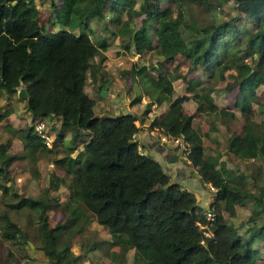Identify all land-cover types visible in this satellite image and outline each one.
Returning a JSON list of instances; mask_svg holds the SVG:
<instances>
[{
  "label": "trees",
  "instance_id": "16d2710c",
  "mask_svg": "<svg viewBox=\"0 0 264 264\" xmlns=\"http://www.w3.org/2000/svg\"><path fill=\"white\" fill-rule=\"evenodd\" d=\"M80 1L62 0L57 5L51 0L55 20L61 27L42 32L37 26L34 0H0V87L11 95L23 86L25 107L37 119L59 117L63 127L72 126L73 139L81 137L83 143V149L77 150L75 156L66 153L54 157L65 174H70L64 205L71 210L73 219L68 217L49 225L47 210L59 204H51L49 198L22 195L12 189V195L23 199L7 202L10 206L23 204L38 210V235L48 264H75L83 256L74 253L66 241L58 247L61 232L78 217L80 206L111 234L110 239L102 240L108 248L114 244H119L121 251L133 247L136 257L146 264H264L253 246L255 238L263 239L264 216L260 212L264 209V182L256 186L253 179L248 183L243 173L218 166L217 154L205 152V132L194 125L192 114L182 108L189 96L173 95V79L186 76L168 72L163 61L151 63L157 73L149 71L145 63L134 61L132 77L142 91L131 102L140 101L143 94L150 98L147 106L167 101L160 115H152L149 127L172 137L181 136L187 143L186 156L198 178L215 187L207 208L210 215L198 203L193 190L172 180L158 159L140 151L138 140L131 142L139 129L135 121L140 116L136 112L106 113L94 109L95 99L84 89L91 66L89 58L98 54L104 59L108 41L104 36L94 40L88 32L77 31L87 27L95 16L105 18L104 8L110 7L115 14L111 13L110 19L115 18L119 25L117 33L126 36L121 42L125 51L133 49L141 54L155 49L164 60L182 54L188 58L189 68L206 72L209 82L197 77L188 79L186 87L197 111H226L218 107L212 91L214 82L223 77L221 70L234 69L233 80L227 86L237 84L235 105L244 112L257 99V88L263 86L264 90V0H232L236 14L200 27L184 21L187 3L182 0H173L176 6L163 8L161 0H142L139 9L134 6L135 0H91L86 10L81 9ZM141 12L149 20L132 28L135 15ZM149 21L153 22L151 28ZM107 23H103L105 30ZM181 25L192 27L198 35L186 39ZM260 106L264 108V99ZM147 110L148 107L143 113ZM9 111L0 112V119ZM262 120L259 125L247 123L240 132L228 135L231 153L245 159L264 156V117ZM215 127L211 125L209 131ZM84 129L89 132L84 133ZM13 132L21 138L23 152H7L9 140L0 141L4 181L0 188L4 193L11 186L6 183L12 177L11 164L31 158L39 147H46L33 124ZM62 136L58 132L55 140ZM52 175L55 189L65 175ZM234 201L240 205L254 203L250 219L260 217L262 223L245 225L248 232L241 233L222 210L225 206L234 214ZM0 217V246L3 239L27 242L28 233L11 218L6 207ZM108 253L115 257L117 251L109 249ZM11 254V250L8 256L0 250V264H6Z\"/></svg>",
  "mask_w": 264,
  "mask_h": 264
},
{
  "label": "rangeland",
  "instance_id": "374dc122",
  "mask_svg": "<svg viewBox=\"0 0 264 264\" xmlns=\"http://www.w3.org/2000/svg\"><path fill=\"white\" fill-rule=\"evenodd\" d=\"M61 1L62 0H54L57 5H60ZM182 1L187 3L184 10V21L186 23L194 24V26L197 27H200L209 21L224 19L229 14H236V10L233 9L232 0H222V3H218V0ZM141 2L142 0H135L134 6L139 9L141 7ZM175 2L173 0H161L160 6L162 8L167 5L176 6ZM208 2L210 5H207ZM34 3L37 6V26L41 31L56 30L61 27V24L57 23L55 20L51 0H34ZM89 4H91V0L80 1V7L82 10H86ZM104 10L106 14L105 18L95 16V18H91L87 22V27L78 28L77 30L88 32L94 40H96L99 36H104L107 37L108 41V47L105 49V51H108V55H105L104 63H102L103 59H101L98 54L89 58L91 66L89 68L90 71L87 74L84 87L86 91L95 99L93 105L94 109L97 112L113 113L115 107L113 100L123 98V106H127V111L136 112L140 116V119H136L135 121V123L139 125V129L136 133L140 135L142 133L144 134L145 127L143 124L147 123L149 127L150 119L152 115H154V111L152 109L156 106L152 105L155 102H152L149 106H147V102L150 101V98L146 94L142 95L140 101L134 103L131 102L132 98L142 91L139 89L136 81L132 77V63L134 61L137 64L145 63L148 66L149 71L157 73V70L152 68L151 63L163 61L164 67L168 70V72L175 74L181 73L186 76L185 78L177 77L173 79V95L185 92L189 96V98L182 102L184 105L183 111L188 113L189 111H192L194 125L200 127L203 132H205L203 136L205 152L217 154L218 166L222 168L224 165L226 168L232 169L234 172L243 173L245 175V180L248 183L253 179H255L253 182L256 186L263 183L264 156L260 155L256 158L245 159L228 152L229 149L227 150V137L229 134L233 131L240 132L247 123L259 125L263 121L264 108H261L260 106V101L264 99L263 86H259L257 88V99L253 100L251 106L243 112L235 105V99L239 95L237 84L232 83L227 86V82L231 83L233 80L232 73H234V69L221 70L223 77L214 82L212 96L218 107L223 108L226 111L224 113L199 112L196 109L197 104L191 96L192 93L188 91L189 88L187 89L186 87L189 85L188 79L191 80L197 77L204 78L207 82H209L206 72L201 69L195 70L189 68L190 62L188 58L182 54H177L171 61H165L155 49L145 51L141 54L135 52L133 49L125 51L121 42L122 39L126 38V36H123L122 33H117L119 25L114 22L115 18L114 21L110 19V17H112L111 8L105 7ZM112 14L115 16L114 13ZM147 20L149 19L145 18V12L136 14L132 28L140 26L144 22H147ZM103 23H107V30L104 29ZM152 26L153 22L149 21L148 27L151 28ZM181 32L186 39L191 35H198L192 27L187 25H181ZM151 33H153V31H151ZM153 41H156V36L154 34ZM247 59L251 60L250 57H247ZM210 81L212 82V80ZM100 84H102L101 89L106 90V95L100 94ZM13 104H16L14 107L15 110L18 111L19 109H22V107L18 106V102H12V104L10 103V107H12ZM158 105H160V107H158V113H160L162 107H166L167 101L163 100ZM147 107L148 110L144 114V109ZM119 111H121V108H119ZM50 120L51 122L45 123V125L47 124L50 130L58 133L61 128L60 122H57L54 118ZM211 125H215L216 127L212 131H209V127H211ZM68 127L71 128L68 130L73 129L71 125ZM151 130L156 133H150L151 136L153 135L152 137L157 138V133H159L158 129L152 128ZM0 138H2L1 133ZM138 141L140 151L144 152L145 149L148 150L145 143H142L139 139ZM167 141L172 145H176L177 143V141H174L170 137ZM61 142L63 146L58 152H60L61 155H64L67 153V149L65 147L69 146L71 142L68 138H64L60 141V143ZM176 148L178 147L176 146ZM12 150L14 149L12 148ZM76 152L77 149H74V153ZM37 160L35 164L29 157L14 161L11 164L13 167L12 177L6 181V183L11 186L6 193L2 192L0 188V212H2V209H5L6 207L11 218L20 224L29 236V239H27V242L25 243L8 239L2 240L0 250L7 256L8 250L12 251V254L6 261V264H47L48 262L46 255L41 248V238L38 235V210L36 208H31L29 205L25 206L22 204L20 207H18V205L12 207L7 204V202H16L22 198L21 196L12 195L10 193L12 189L22 195L25 194L32 197L40 196L45 199L49 198L48 201L51 204L59 201L58 205H53L51 206V210H49V208L47 210L49 225H54L57 222H63L68 217L73 219L71 210H69V208L67 209L64 205L65 200L67 199V192L69 190L68 184L70 181V174H63L65 175L64 180L58 189L51 188L53 183L52 173L53 170L56 169L53 165L55 163L51 160V155L47 153L42 156L39 155V161ZM160 160L162 161L161 158ZM180 160L179 165L182 169V174L178 175L177 172L176 175L181 182L183 183L184 179H186L185 183L187 184L185 185L188 189L190 188L194 190L197 195L202 194L204 196H208L210 186L205 185L199 178L195 181V183H192L193 179L190 177V174L194 172L197 174L195 168L191 164H186L182 158ZM31 171L33 173H31ZM28 172L31 174H28ZM60 172H62L61 169ZM35 173L38 175L33 177L32 175ZM2 175L3 170H0L1 183L4 182ZM183 175L185 176L182 177ZM254 190H256V188H254ZM210 199L212 200V197H210ZM233 204L235 209L234 214H230L225 206H223L222 210L225 217L233 221L238 226L241 233L247 234L248 228L245 227V225L253 226L260 225L262 223L263 218L257 217L256 219H250V216L254 214L253 209L255 207L254 203L251 201L246 205H240L236 201H234ZM200 205L204 207V211L208 215L209 211L205 208L204 202ZM78 209V217H74L75 221L71 224L69 223L65 227V229L61 232L58 241V247H61L66 241L70 244L72 251L75 250L82 253L83 256L79 258L75 264H146L144 259L142 260V258L136 257L133 247H129L126 250L121 251L120 245L114 244L113 246H119L118 248L120 250L115 257L110 256L108 253L109 248L102 241L101 236L105 235L107 237H111V234L102 224L96 221L95 216L89 210L83 206H80ZM260 214L264 216V209L260 212ZM0 221L1 228L3 221L1 217ZM262 237L263 239L255 238L253 241V246L260 253V262H264V228ZM91 244H94L96 248H91Z\"/></svg>",
  "mask_w": 264,
  "mask_h": 264
},
{
  "label": "crops",
  "instance_id": "0c3cea01",
  "mask_svg": "<svg viewBox=\"0 0 264 264\" xmlns=\"http://www.w3.org/2000/svg\"><path fill=\"white\" fill-rule=\"evenodd\" d=\"M43 31L44 30H42V32ZM104 53H105V55H108V51L107 50L106 51L104 50ZM104 59L102 60V63L105 62ZM173 59H171V60H173ZM171 60H165V61H171ZM178 78H180V77H178ZM199 78H201V77H199ZM202 79H204V78H202ZM19 87H17L16 93H13L11 95H8L7 92L4 91V89L0 87V112H2L4 109H8V108L10 109V111L5 116H3L0 119V129H1L0 133L2 135V138H0V141L9 140L10 144L8 146L9 149L7 148V152H10V153H20V152L23 151V142H22L21 138L17 134L13 133V129L22 128V127L28 126L30 124H34L37 121H43L45 123H49V122H51L50 119H52V118H54L57 122H60V124H61V120L57 116H50V117H47V118L37 119L36 116L33 113H31L25 107V97L26 96H24L22 94H19V92H18ZM84 89H85V87H84ZM180 94H186V93L185 92H181ZM12 102H18V106L22 107V109H19L18 111L15 110L14 107H15L16 104H13L12 107H10V103L12 104ZM113 102H114V106H115L114 107V112H116L117 110L119 111V108L123 107L124 99L123 98L116 99V100H113ZM117 102H118V105H117ZM155 103H153L152 105L156 106V107L153 108L152 110L154 111V114L160 115L166 109L167 105H166L165 108L162 107L161 112L158 113V107H160V105H158L159 103H156V104ZM182 108H184L183 103H182ZM189 113L193 114L192 111H189ZM143 125L145 127L144 134L143 133L141 135L138 134L139 135L138 139L141 140L142 143H145L146 146H147L148 150L145 149L144 152L148 153V154L150 153L151 156L156 157L158 160H160V158H161L162 161L160 160V162L163 165V167L165 168V170L171 175V179L172 180H176L182 186L188 188L185 185V184H187V183H185L186 179H184V181L182 183L181 180L176 175L177 172H178V175L182 174V169H181V167L179 165V162L181 161L180 160L181 158L179 157L178 159H176L175 162H171V157H167L166 150L165 149L160 150L156 146V144L152 143V139L155 138V137H152L153 135L151 136V134H150L151 133L150 130L152 128L148 127L147 123H144ZM61 128H60L59 132L63 133V136H62L61 140L57 141V140H55L57 132H54V131L50 130L49 126L47 125V129H48L50 135L52 136L51 145H45L47 148L46 147H44V148L39 147L36 150V152L33 154V156L31 157L32 162L35 164L37 159H38L37 161H39V155L42 156V155H45L46 153L50 154L51 155V160L56 164V165L53 164L54 167H56V169L53 170V173L57 174V175H60V176H62L65 173V169H64V167H62L61 165L57 164L54 161V157L62 156L60 154V152H58L59 149H61L62 146H63L62 142L60 143V141H62L64 138H68L70 140L71 144L69 146H66L65 148L67 149V153L70 154L71 156H75L76 153H77V152L74 153V149H77V150L83 149V143H82L81 137H76V139H73V129L72 130H68V129H71V128L68 127V126L63 127L62 124H61ZM147 131H148V133H147ZM2 139H5V140H2ZM54 140H55V142H54ZM13 143H14V145H13ZM81 145H82V147H81ZM172 146H173L172 144H170L169 142H166V147L167 148H172ZM49 147L50 148L52 147V149L51 150H47ZM227 147H228V145H227ZM12 148L14 150H12ZM65 148H63V149H65ZM176 149L179 150L178 148H176ZM228 149L229 148H227V150ZM150 151H152L154 153H152ZM228 152L231 153L230 150H228ZM58 154H60V155L57 156ZM185 163L186 164H190L189 160H188V162L185 161ZM60 169L62 170V172H60ZM31 173H33V172L31 171ZM31 173L28 172V174H31ZM36 175H38V174L35 173L32 176L35 177ZM184 176L185 175H183L182 177H184ZM52 177H53V175H52ZM190 177H192V179H193L192 183H195V181L198 180V176H197V174H195V172L191 173ZM62 183H63V181L60 182V184L58 185L57 189L60 187V185ZM205 185L210 186V189L208 188L209 189L208 196H204L202 194H198L197 195L196 192L194 190L193 191H194V193L196 195L198 203L202 204V202H204L205 208L207 209L209 207V205H210V200H211L210 197H212L215 187L211 186V184H209V183H205ZM51 188H53V186H51ZM68 195H69V190L67 192V197H68ZM12 207H15V206H12ZM51 209L52 208H49V210H51ZM101 238H102V240H108L111 237H107L105 235H102ZM118 247L111 246L109 249L114 250L115 252L117 251V253H118V251L120 250ZM73 252L74 253H80L79 251H75V250H73ZM47 264H48V262H47Z\"/></svg>",
  "mask_w": 264,
  "mask_h": 264
},
{
  "label": "water",
  "instance_id": "95a60500",
  "mask_svg": "<svg viewBox=\"0 0 264 264\" xmlns=\"http://www.w3.org/2000/svg\"><path fill=\"white\" fill-rule=\"evenodd\" d=\"M18 92H19V94H22V95L26 96V90H25V88L23 86L19 87ZM100 94L101 95H106V90L105 89H101L100 90ZM125 112H127V106H123L121 108V113H125ZM115 113H119V111L117 110ZM83 132L84 133H88L89 130L88 129H84ZM138 137H139V135L135 134V137L131 140V142H134V141L138 140ZM152 143L156 144V146L160 150L165 149L167 157H171V162H175L176 159H178L179 157L182 158L184 161L188 162L187 157L184 155V151L182 149L177 150L175 145H173L172 148H167L166 147V141L161 140L158 137L157 138L156 137L153 138L152 139ZM81 147H82V145H81Z\"/></svg>",
  "mask_w": 264,
  "mask_h": 264
},
{
  "label": "built area",
  "instance_id": "2783aa9c",
  "mask_svg": "<svg viewBox=\"0 0 264 264\" xmlns=\"http://www.w3.org/2000/svg\"><path fill=\"white\" fill-rule=\"evenodd\" d=\"M34 129L36 130L37 134L41 137L42 141L45 143V145H51L52 142V136L50 135L45 122L43 121H37L34 124ZM157 129V128H156ZM151 134H156L154 133L153 130H151ZM158 134V138H160L161 140L167 141L168 138H172L174 141H177L176 145L178 147V149H182L184 151V154H187L188 149H187V143L183 140V138L181 136H176V137H172L169 136L167 134H162V133H157ZM160 134V136H159ZM211 212H209L208 215H210Z\"/></svg>",
  "mask_w": 264,
  "mask_h": 264
},
{
  "label": "clouds",
  "instance_id": "9594fccd",
  "mask_svg": "<svg viewBox=\"0 0 264 264\" xmlns=\"http://www.w3.org/2000/svg\"><path fill=\"white\" fill-rule=\"evenodd\" d=\"M34 124H35V123H34ZM34 124H33V125H34ZM157 129H158V128H157ZM158 130H159V129H158ZM159 132L162 133L160 130H159ZM136 134H137V133H136ZM162 134H163V133H162ZM166 142H168V141H166ZM185 156H186V154H185ZM186 157H187V156H186ZM211 186H212V185H211ZM209 212H211V211H209Z\"/></svg>",
  "mask_w": 264,
  "mask_h": 264
}]
</instances>
